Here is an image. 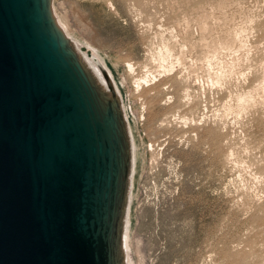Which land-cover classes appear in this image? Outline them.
<instances>
[{
  "label": "rangeland",
  "instance_id": "1",
  "mask_svg": "<svg viewBox=\"0 0 264 264\" xmlns=\"http://www.w3.org/2000/svg\"><path fill=\"white\" fill-rule=\"evenodd\" d=\"M54 8L125 106L131 264H264V0Z\"/></svg>",
  "mask_w": 264,
  "mask_h": 264
},
{
  "label": "water",
  "instance_id": "2",
  "mask_svg": "<svg viewBox=\"0 0 264 264\" xmlns=\"http://www.w3.org/2000/svg\"><path fill=\"white\" fill-rule=\"evenodd\" d=\"M103 72L54 0H0V264H124L130 128Z\"/></svg>",
  "mask_w": 264,
  "mask_h": 264
},
{
  "label": "bare ground",
  "instance_id": "3",
  "mask_svg": "<svg viewBox=\"0 0 264 264\" xmlns=\"http://www.w3.org/2000/svg\"><path fill=\"white\" fill-rule=\"evenodd\" d=\"M113 6V5H112ZM114 7V6H113ZM54 12L56 15V18L58 20V23L60 24V26L62 27V29L66 32L67 36L69 37V39L71 40L72 44L74 45L75 49L77 50V52L81 55V58L83 59L86 67L89 69L91 75L93 76V78L95 79V81L99 84L100 88L106 91H109V79L107 77V75L95 64V62L90 58V55L88 52L84 51V44L83 42H81L79 39H76L73 35H71V33L68 31V26L66 25L69 22L64 21L65 19H60V17L57 15L55 8H54ZM64 18V16L62 17ZM64 21V22H63ZM66 22V23H65ZM70 28V27H69ZM73 29V28H72ZM70 30V29H69ZM78 33V32H77ZM79 34V33H78ZM80 35V34H79ZM85 39V38H84ZM86 42V41H85ZM86 45L90 48V50L96 55L98 56L101 60V56L99 54V51L93 46V44L91 43H86ZM164 49L166 50L167 53L170 54V49L165 45ZM164 52V53H166ZM162 55V52H161ZM165 56V54H164ZM167 56V55H166ZM165 58V57H164ZM168 59V58H167ZM165 59V60H167ZM104 62V61H103ZM105 64V62H104ZM113 64V63H112ZM106 65V64H105ZM114 65V64H113ZM129 72H131L133 70V66L131 64L127 65ZM108 74L111 78V80L113 81V83L116 85L114 78H113V74L110 72V70H108ZM148 79V78H147ZM146 78H143V80L145 82H148ZM156 79V77H155ZM143 81V82H144ZM153 81V80H152ZM144 82V83H145ZM150 82V80H149ZM140 82H138L139 84ZM140 86V85H139ZM117 88V93L118 95L121 97V94L119 92V89L116 85ZM124 110H125V106L124 104H122ZM126 113V110H125ZM131 113V112H130ZM127 115V114H126ZM132 115V114H131ZM130 130V129H129ZM130 139H131V150H132V169H131V174H130V194H129V198H128V204L126 207V211L124 213V218H123V232H122V253H123V259H124V264H131V258H130V244H129V239H130V215H131V189H132V183H133V174H134V166H135V161H136V155H135V145H134V140H133V136L130 130ZM145 155V154H144Z\"/></svg>",
  "mask_w": 264,
  "mask_h": 264
}]
</instances>
